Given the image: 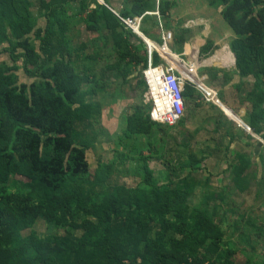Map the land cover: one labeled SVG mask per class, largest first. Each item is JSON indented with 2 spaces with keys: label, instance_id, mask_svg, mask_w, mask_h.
I'll return each mask as SVG.
<instances>
[{
  "label": "trees",
  "instance_id": "obj_1",
  "mask_svg": "<svg viewBox=\"0 0 264 264\" xmlns=\"http://www.w3.org/2000/svg\"><path fill=\"white\" fill-rule=\"evenodd\" d=\"M113 1L0 0V55L7 54L0 59V264H264V234H251L253 241L245 235L252 249L243 255L232 241L235 228L225 234L215 220L218 205L211 201L223 197L208 175L194 172L203 155L187 152L177 165L166 162L163 171L148 165L150 158L164 157L155 142L165 123L152 119L150 102H143L146 43L120 17L142 15V22L155 23L150 11L167 18L171 3ZM212 3L221 5L232 32L235 71L252 77L247 121L261 133L264 0ZM181 33H175L173 51L181 48ZM211 47L206 40L199 52ZM103 54L106 63L99 67ZM151 59L161 61L154 49ZM19 69L29 80H19ZM111 76L140 100L114 136L149 135V154L131 156L141 169L131 185L111 180V163L99 161L90 171L85 157L100 124L95 97ZM182 93L189 100L200 96L190 83ZM119 140L116 145L126 146ZM133 147L139 150L138 141ZM234 183L239 191L247 189L243 168ZM38 221L62 233L43 235L34 229Z\"/></svg>",
  "mask_w": 264,
  "mask_h": 264
},
{
  "label": "crops",
  "instance_id": "obj_2",
  "mask_svg": "<svg viewBox=\"0 0 264 264\" xmlns=\"http://www.w3.org/2000/svg\"><path fill=\"white\" fill-rule=\"evenodd\" d=\"M169 1L171 5L167 18H161L157 10L150 11L156 16L155 23H153L154 19L149 20V18L142 22V15H140L138 31L135 33L145 43L150 42L151 51L153 49L157 51L161 61L156 64L167 66L168 61H171L181 72L191 77L192 81L185 83H190L200 94L198 98L194 97L190 100L183 96V114L176 124L183 125L185 123L186 125L190 121L209 123L208 130L205 129V132L208 133L200 138L208 148L206 150L199 148L198 152H195L198 155H203L198 164L199 168L195 171L205 170L206 174L198 173L199 177L204 178L208 175L211 188L216 190V194L219 192L223 197V200L212 198L211 202L214 201L218 205L215 220L219 222L225 234H231L232 228H235L234 236L264 234V128L261 133H256L250 128L247 121V112L250 109L248 92L251 88L252 77L250 75L240 77L235 71V57L228 46L232 32L221 17V5L212 3V0ZM113 3L118 4L119 0H115ZM141 26L144 31L140 30ZM179 30L182 31L181 35L184 41L181 48L179 46V49L175 50L178 44L174 43V38L175 33ZM166 31H169L171 35L165 40L166 47L163 51L161 49L162 37ZM206 40L212 42V47L209 52L200 53L199 48ZM173 46L175 51H173ZM101 58L104 63L98 65L99 67L103 66L107 59L104 54ZM81 65L86 64L82 63ZM208 67L224 69L227 74ZM81 68L83 67L81 66ZM17 73L19 80L20 73L25 75L22 71L19 73L17 70ZM110 78L105 82V87L97 92L95 98L99 101L100 115L103 119L123 125L124 116L128 113L129 107L140 100L129 90L128 84L121 82L120 77L111 76ZM112 83L116 85L112 86L111 94H109L107 87ZM116 89L119 91L118 94L121 92L118 97L114 92ZM145 89L142 93L143 102H147L144 98ZM132 95L136 97L133 101ZM124 104L127 107L122 112L121 108ZM199 107L205 110V115L200 119L195 117L193 119L190 114L191 110L195 112V109ZM101 123H103L102 120ZM140 139L144 143L138 142V144H142L147 151H144L143 148L135 150L132 146L129 149L130 157L137 155L139 151L142 154H149L146 144L149 135L138 136L139 141ZM207 142L209 144H206ZM117 152L120 154L121 146ZM183 156L180 157L179 154L171 162L177 165ZM136 162L138 163L137 160ZM241 168L244 169V174L248 179V187L243 191L236 189L234 183V178ZM165 169L166 166L162 163V166L156 171ZM175 170L177 171V167ZM243 193L252 196L247 204L240 197L237 200L233 197L234 194ZM235 204H239L238 207L244 205L245 209L240 210L239 208L237 211ZM246 209L259 213L251 215L250 212L246 213ZM252 221L253 225H249Z\"/></svg>",
  "mask_w": 264,
  "mask_h": 264
},
{
  "label": "rangeland",
  "instance_id": "obj_3",
  "mask_svg": "<svg viewBox=\"0 0 264 264\" xmlns=\"http://www.w3.org/2000/svg\"><path fill=\"white\" fill-rule=\"evenodd\" d=\"M5 58L7 59V54L3 53L0 55V58ZM97 65H101L104 63V60L101 58L99 61H97ZM83 68H86L85 65H82ZM20 73L21 70H18ZM30 77L23 75L20 73V80H29ZM116 84L112 83L110 84L109 87H107V90L111 94V88ZM125 85V84H123ZM116 89L114 92L116 93L117 97L121 92L118 94L119 91ZM132 101L135 100L136 97L132 95ZM130 102V101H128ZM127 105L124 104L121 109L122 112L125 111ZM117 108V107H115ZM192 118L194 119H200L205 115V110L202 108H196L195 112L191 110ZM99 123H101V120L103 123L98 124L97 128V136L96 140L94 141V144L86 149L85 152V157L87 162L89 163V168L90 171L93 170V168L97 165L99 161H103L106 164L111 163V180L113 182H123L127 185H131L136 183L137 181L140 180L141 177V169L138 166V163L136 162L135 159L130 157L129 154V149L136 144V142H141L144 143L142 139L140 141L136 138H131V137H124L123 139H117L116 136H114V133H121L122 130L120 127H124L125 122L123 121V125L118 123H115L111 120H106L105 118L100 115L98 117ZM105 124V125H104ZM120 124V126H118ZM176 124V123H175ZM160 132V135L162 137H159V140L155 142V146L161 148V152L164 154V157L161 159H156V158H150L149 159V166L155 169V172L157 168H160L162 166V163L166 166V162L172 159L177 158V156L180 154V157L185 155L189 151L193 152H198L199 148L206 150L208 148L207 146L204 145L202 136L208 132H205V129L208 130L209 128V123H196V121H190L186 125L185 123L183 125L181 124H176L175 126H165V124H162V127ZM114 130V131H113ZM162 133V134H161ZM162 140L160 141V139ZM120 141V143H127L126 146L117 145V141ZM149 140V139H148ZM160 141V142H159ZM206 144H209L207 142ZM121 146V150L126 154V157L120 158V154H118L117 150H119ZM139 148H143L144 151H147L145 147L142 146V144L139 145ZM135 154V153H134ZM173 163V162H172ZM188 168L184 169V171H181L180 174L185 173ZM197 172V171H194ZM201 174H206V171L203 169L200 172ZM198 187H196V191ZM198 192V191H197ZM196 192V193H197ZM236 200L240 197V199L245 200L246 204L251 200L252 196L249 195L248 193L246 194H234L233 196ZM191 201L195 200V196H192L190 198ZM236 205V210L238 211L239 208L240 210H244V205L238 207ZM235 210V213H236ZM246 213H249L251 215L257 214L259 212L257 211H251L246 209ZM234 213V215H235ZM34 229L43 234H50V233H62V230L60 228H54L51 226H48L45 223L42 222H37L34 225ZM23 233L27 232L26 229L22 231ZM253 235V234H252ZM252 235L248 236L251 237V241H253ZM246 237L245 235H236L233 236L232 241L235 244V247L238 249V253H241L243 255H248L251 251L250 244L247 243L246 240L243 238ZM259 239V238H258ZM261 245L259 244V248ZM258 250V249H257Z\"/></svg>",
  "mask_w": 264,
  "mask_h": 264
},
{
  "label": "built area",
  "instance_id": "obj_4",
  "mask_svg": "<svg viewBox=\"0 0 264 264\" xmlns=\"http://www.w3.org/2000/svg\"><path fill=\"white\" fill-rule=\"evenodd\" d=\"M140 17L126 16L120 17V19L127 27L136 32ZM170 35L169 31L163 33L162 50L166 47L165 40ZM150 51L151 48H148L147 65L142 69L146 84L144 98L151 104L150 116L152 119L173 125L183 114V85L192 79L181 72L171 61H168L167 66L152 64Z\"/></svg>",
  "mask_w": 264,
  "mask_h": 264
},
{
  "label": "water",
  "instance_id": "obj_5",
  "mask_svg": "<svg viewBox=\"0 0 264 264\" xmlns=\"http://www.w3.org/2000/svg\"><path fill=\"white\" fill-rule=\"evenodd\" d=\"M101 2H102V0H100ZM147 43V48H151V44H150V42H146ZM247 128H248V126H246Z\"/></svg>",
  "mask_w": 264,
  "mask_h": 264
},
{
  "label": "bare ground",
  "instance_id": "obj_6",
  "mask_svg": "<svg viewBox=\"0 0 264 264\" xmlns=\"http://www.w3.org/2000/svg\"><path fill=\"white\" fill-rule=\"evenodd\" d=\"M151 63L153 64L152 59H151Z\"/></svg>",
  "mask_w": 264,
  "mask_h": 264
}]
</instances>
